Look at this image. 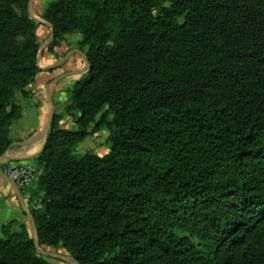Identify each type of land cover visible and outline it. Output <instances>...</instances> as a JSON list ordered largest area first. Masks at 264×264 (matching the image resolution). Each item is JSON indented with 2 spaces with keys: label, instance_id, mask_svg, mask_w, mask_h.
Segmentation results:
<instances>
[{
  "label": "trees",
  "instance_id": "obj_1",
  "mask_svg": "<svg viewBox=\"0 0 264 264\" xmlns=\"http://www.w3.org/2000/svg\"><path fill=\"white\" fill-rule=\"evenodd\" d=\"M16 2L0 0V157L14 93L39 73L40 24ZM42 18L51 53L74 32L90 45L66 110L113 119L104 157L52 124L34 159L39 246L78 264H264V0H56ZM0 231V264H48L24 224Z\"/></svg>",
  "mask_w": 264,
  "mask_h": 264
},
{
  "label": "crops",
  "instance_id": "obj_2",
  "mask_svg": "<svg viewBox=\"0 0 264 264\" xmlns=\"http://www.w3.org/2000/svg\"><path fill=\"white\" fill-rule=\"evenodd\" d=\"M61 49L42 52L39 73L32 84V97L21 118L12 125L10 138L13 143L0 159V229L14 220L22 223L29 220L25 214L28 196L8 180L3 168L34 163L45 146L52 119L68 103L69 90L85 74L84 56L78 51L60 53ZM56 258L67 260L61 255Z\"/></svg>",
  "mask_w": 264,
  "mask_h": 264
},
{
  "label": "rangeland",
  "instance_id": "obj_3",
  "mask_svg": "<svg viewBox=\"0 0 264 264\" xmlns=\"http://www.w3.org/2000/svg\"><path fill=\"white\" fill-rule=\"evenodd\" d=\"M54 1L56 0H17V2L12 5L13 11L15 12L18 18H21L24 12H27L29 17L37 20L38 23L40 24V26L38 27L39 31L37 29V38H38V45H39L38 49L36 53L33 55L28 53V55L30 56V61L37 67L38 70H39L38 66L40 62L39 59H40L42 52L48 49V47L51 45V39H52L51 29L53 30L51 24L48 21L44 20L42 18V15L44 14L47 6ZM155 13L156 11H152L153 15H155ZM102 33L103 32L97 31L96 37H93L91 42H95L97 38L101 36ZM49 35H50V38H49ZM22 40H23L22 38L16 39L15 44L20 45ZM57 42L59 45L56 48H62L61 51H59L60 53L65 52V54H68L69 52H72V51H78L84 56L85 74L83 78L79 81L84 80L88 75V62L86 60L85 55L88 52L90 45L88 43L81 45V43L83 42V36L78 32L66 34L61 39H58L56 43ZM109 44H112V43H109ZM34 81L35 79L32 82H29L26 86L18 88L14 93L12 103H13V106L16 107V114H19L20 118L32 97V94H33L32 84L34 83ZM72 88L70 90H72ZM70 90H69V94H70ZM85 97H87V95H85ZM75 102L76 104H78V101H75ZM70 104H71V95H70V99L68 103L63 106L62 111L58 113L57 115H55L57 116V119L55 120L54 118L52 119L50 123V128L53 123H55V127L57 130L75 132V131H78L80 128H84L87 135L72 150L73 153L76 155H84L86 153H93L94 155L98 157H104L107 154H109V149H110L109 132L106 126L108 122L112 121L113 116L110 114H107L106 109L96 110V108L95 109L93 108L92 110H89L88 108H85L84 111L86 115L83 119L84 121H81L80 120L81 115L78 111L73 110L71 112H68L66 110V106H69ZM76 106H79V104ZM6 111L10 112V108H7ZM16 121L17 120L12 121L10 126L7 129L8 138L10 139L11 143L13 142L10 138V131H11L12 125ZM50 128L48 130V133L50 131ZM3 156H1L0 159ZM32 164L36 172L35 179L29 184L28 187H26L23 190L24 194L28 196V203H27L26 211L29 216H30V211H37L41 209L42 199L45 196V193L43 191H40V178L42 175V170H39L37 166L35 165V163H32ZM34 192L37 193V196L31 199ZM22 224H24L27 227L28 231H30V234L35 242V248H36L38 255L43 257L48 262V264H78V262L72 258L71 251L66 247H62V246L53 247V246H47V245L39 246L37 232H36L35 237L32 234L30 219L27 221V223L25 222ZM12 230L17 231L18 227L14 226ZM48 253H51L54 256H49ZM60 255L66 258L67 260L65 261V260L57 259L56 257ZM54 261H56V263H51Z\"/></svg>",
  "mask_w": 264,
  "mask_h": 264
},
{
  "label": "built area",
  "instance_id": "obj_4",
  "mask_svg": "<svg viewBox=\"0 0 264 264\" xmlns=\"http://www.w3.org/2000/svg\"><path fill=\"white\" fill-rule=\"evenodd\" d=\"M3 173L21 191L28 187L36 176L35 168L31 163L6 166L3 168Z\"/></svg>",
  "mask_w": 264,
  "mask_h": 264
},
{
  "label": "water",
  "instance_id": "obj_5",
  "mask_svg": "<svg viewBox=\"0 0 264 264\" xmlns=\"http://www.w3.org/2000/svg\"><path fill=\"white\" fill-rule=\"evenodd\" d=\"M52 33H53V30L51 29V36H52ZM25 214L28 216V218L30 219L31 221V229H32V234L33 236L35 237L36 236V230H35V227H34V223L31 219V217L28 215L27 211L25 210Z\"/></svg>",
  "mask_w": 264,
  "mask_h": 264
}]
</instances>
